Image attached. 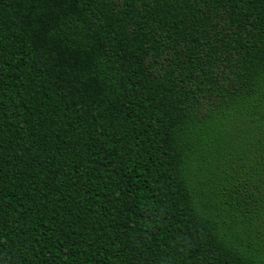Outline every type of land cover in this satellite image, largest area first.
I'll use <instances>...</instances> for the list:
<instances>
[{"label": "trees", "instance_id": "1", "mask_svg": "<svg viewBox=\"0 0 264 264\" xmlns=\"http://www.w3.org/2000/svg\"><path fill=\"white\" fill-rule=\"evenodd\" d=\"M0 264H264V0H0Z\"/></svg>", "mask_w": 264, "mask_h": 264}]
</instances>
